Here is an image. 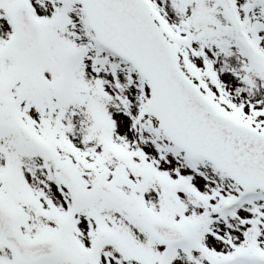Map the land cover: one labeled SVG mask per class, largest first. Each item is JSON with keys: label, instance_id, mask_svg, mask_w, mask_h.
Listing matches in <instances>:
<instances>
[{"label": "snow or ice", "instance_id": "obj_1", "mask_svg": "<svg viewBox=\"0 0 264 264\" xmlns=\"http://www.w3.org/2000/svg\"><path fill=\"white\" fill-rule=\"evenodd\" d=\"M0 264H264V0H0Z\"/></svg>", "mask_w": 264, "mask_h": 264}]
</instances>
